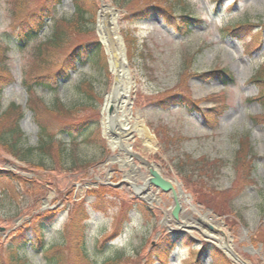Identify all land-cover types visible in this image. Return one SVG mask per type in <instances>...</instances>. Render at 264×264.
I'll list each match as a JSON object with an SVG mask.
<instances>
[{"label": "rangeland", "instance_id": "1", "mask_svg": "<svg viewBox=\"0 0 264 264\" xmlns=\"http://www.w3.org/2000/svg\"><path fill=\"white\" fill-rule=\"evenodd\" d=\"M76 1L87 14L86 30L94 29V32L85 33L68 25L75 16L72 3ZM177 2L179 5L170 0H0L1 35L12 32L11 28L23 23L26 17L31 22L45 20L48 25L36 41L25 47H14L7 56L3 64L5 71L0 74L11 79L0 95V115L12 104L24 110L20 122L21 146L23 149L36 147L39 130L27 109L30 97L24 82H41L39 78L45 76L53 89H39L35 95L41 101L35 99L32 104L44 122L55 129L86 119L99 126L103 124L105 99L115 83L108 66L95 69L91 62L72 71L68 80L60 76L56 79L58 67L73 47L99 41L96 28L104 4H109L119 18L133 74L134 116L138 115L156 136L153 151L146 150L137 134L126 143L133 154L148 160L167 181L178 182L191 197L196 212L182 202L185 211L181 219L188 226L189 235L214 249L218 241L227 239L245 263L264 264V104L254 100L264 91V83L252 81L255 76L264 78V0H226L219 9L213 5L214 0ZM154 3L172 15H186L187 20L177 19L183 29L169 24L159 13L146 18L136 15ZM34 12L32 19L30 15ZM244 24L249 27L230 37V26ZM55 27L68 32V41L52 53L56 61L51 66L37 61L35 47L45 43ZM98 60L108 65L104 49ZM213 70L226 72L233 82L224 85L218 75L210 73ZM91 86L97 94L93 109L91 105L86 108L85 103L84 90ZM168 90L172 91L169 94L172 97L180 94L177 105L170 106L167 96L166 100H151ZM211 95L218 98L202 100ZM66 107L70 113L64 112ZM11 122L10 115L1 117L0 130ZM130 123L135 124V119ZM244 141L250 148L247 162L251 160L253 172H249L248 178L254 185L246 183L247 179L241 178L242 168L238 171L234 166ZM108 151V157L119 153L110 148ZM79 154L86 160L92 157V151L86 152V145H82ZM188 158L200 160L205 171H192L186 164ZM105 160L89 170L72 173L31 171L0 145V264H43L31 250L26 251L27 256H20L18 263L10 258L12 252L18 254L20 246L19 240L11 245L12 239L35 227L38 220L32 217L37 215L56 218L50 225L46 223L45 238L52 244L57 243L54 247L57 250L68 251L73 238L71 225L81 221L77 211L82 205L86 209V199L93 192L102 194L94 206L103 204V208L102 214L90 212L88 244L103 240L119 221L128 224L124 236L96 256L97 260L103 262L117 256L118 264H143L153 243L160 240L168 227H174L170 211L174 206L172 195L151 188L158 203L150 210L154 217L144 218L136 204L144 208L145 205L134 199L128 187L118 188L129 168L121 169L112 160L104 163ZM31 161L41 163L37 156H32ZM133 163L139 173L132 174L129 182L143 185L148 172L138 160L133 159ZM221 254L226 264H234L233 258L220 248H216L214 255L203 254L200 264H222ZM193 258L194 254L184 249L170 264L191 263ZM68 261L77 260L71 254Z\"/></svg>", "mask_w": 264, "mask_h": 264}, {"label": "trees", "instance_id": "2", "mask_svg": "<svg viewBox=\"0 0 264 264\" xmlns=\"http://www.w3.org/2000/svg\"><path fill=\"white\" fill-rule=\"evenodd\" d=\"M174 2V4H178V0H170ZM220 0H214V2ZM76 14L74 18L69 20V26L77 28V30L85 31L88 33L89 31L94 32V29L87 31V14L82 9L81 4L76 1L74 3ZM162 5L158 3L148 4L145 8L141 9L136 13L137 16L142 18H146L153 13H159L166 22L169 24H175L179 29H183V25L178 23L180 19L187 20V16L181 14L179 16L172 15L170 11L161 7ZM44 7L41 8L39 11H43ZM36 12L32 13L30 17L33 19ZM31 19V20H32ZM177 19L179 21H177ZM186 22V21H185ZM41 23V24H40ZM42 19H37L36 21L26 20L19 24L14 25L12 32L7 34H0V65L2 67L1 71H5L3 69V64L5 65V61L7 60L8 52L10 49L15 47H25L28 46L33 41H36L39 37L40 32L42 31L43 27ZM237 26L231 27V29L236 28ZM68 30V27L66 28ZM68 41V32L66 30H62L58 27H55L51 37L46 40L45 43H41L35 47V54L36 59L38 62L42 63H51V66L55 65V61L53 59V52L57 51V48H61L65 45V42ZM103 53L102 46L96 41H90L86 43L78 44L77 46L73 47L70 53L65 58V61L58 67L57 71L58 76L68 78L71 71L77 69L79 65H87L89 63H93L95 69H99L100 67L107 68L105 61L101 63L98 60V57ZM2 62V63H1ZM212 74L218 75L217 77L223 79L225 76L231 79V75L227 74L221 70H214ZM11 78H7V76L0 74V94L2 93L3 89L6 87V83ZM39 80H46L45 76L43 78H39ZM254 82L257 83H264V78L259 75L253 78ZM47 82H37L35 85H31V87L41 86L45 88H50ZM31 87L29 88V92L31 93ZM91 87H87L85 91L86 94V108H94L96 106V99L97 94L94 92V89ZM32 95V94H31ZM216 96H212L211 100L214 99ZM35 99L41 101L39 97H30L29 104L27 106L28 110L31 111L34 122L38 127V143L37 146L30 149H23L21 146L23 133L20 130V121L23 118V111L20 107L12 105L7 111L3 112L0 115V118L3 116L10 115V118L13 119V122L3 130H0V145L8 151L12 156L16 157L20 161L24 162L31 171L34 169H40L45 171L54 172L57 170H62L65 172H77L79 170H89L90 168L96 166L98 163L104 161V159L108 156V149L105 144V141L102 139L100 134V126L98 123L91 119H86L85 121L78 122L75 124H62L57 126V128H52L50 124L44 122L41 114L36 111L32 104L34 103ZM256 101L264 104V91H262L261 95L256 99ZM74 107V106H73ZM64 110V109H63ZM97 110V109H96ZM64 112L70 113V108H65ZM258 120V118H256ZM247 140V139H246ZM248 141V140H247ZM164 144H168V142H164ZM82 145H86V152L92 151V157L89 158L90 160L80 158V151L82 149ZM249 145L247 146V142L244 141V146L240 145V150L238 152V157L235 162V168L238 171L242 168V179H247L246 183L249 185H254L253 180L248 178L249 172H253V165L251 160L247 162V156L249 153ZM32 156H37L40 158L41 163H35L31 161ZM94 156V157H93ZM202 162L200 160H192L188 158L186 162L187 165H190L192 171H197L202 173L203 169L205 171V166H202ZM205 163V162H204ZM250 172V173H251ZM245 173V174H244ZM245 182V180H244ZM102 194L100 192H93L89 198L86 199V209L84 205L81 206V210L79 213V218H82L81 221L77 220V222H73L72 233L73 238L71 242V247L68 251L65 250H57L51 246L45 248L44 243L41 241L40 243V251L42 256L40 257L43 264H118L117 263V256L110 258L106 261L100 262L97 260L96 256H98L102 251L109 249V242L114 240V238L118 236H122L128 224H123L118 226L117 230L105 237L107 239H103L102 241H98L95 243V246L90 247L88 244V237H87V225L84 227L81 223L87 218L90 209L101 210L103 208V204L98 207L94 206L96 203V199H101ZM137 208L143 211V217L147 218L148 220L154 217L153 213L145 206V208L141 207V205L136 204ZM39 217V215H38ZM36 216V220H40ZM44 224V223H43ZM44 228V225L40 226ZM81 227V228H80ZM43 232V230L41 229ZM23 233H19L18 236L12 239L11 245H16V241L19 240L20 248L17 249L18 254L11 253L10 258L17 263L19 262L20 256H26L20 252V249H24L27 242L24 240ZM22 235V236H21ZM194 241L186 235H173V234H166L164 233L158 243L151 248L149 251L146 261L143 264H166L167 256L169 251L178 245H187L191 247L192 252H195V257H200L203 251L201 249H194L192 248L194 245ZM207 250V247H204ZM22 251V250H21ZM215 252V251H214ZM71 254L76 258L77 261L75 263L69 262ZM221 259L223 260L225 257L221 254ZM26 264V263H22ZM222 264H226L223 260Z\"/></svg>", "mask_w": 264, "mask_h": 264}, {"label": "bare ground", "instance_id": "3", "mask_svg": "<svg viewBox=\"0 0 264 264\" xmlns=\"http://www.w3.org/2000/svg\"><path fill=\"white\" fill-rule=\"evenodd\" d=\"M100 29L103 32L102 36L104 38V43L106 44L109 51L108 53L110 54L111 66L115 79V85L112 92L106 99L103 111L104 128L108 130L109 128L112 129L111 127L114 126L117 136L113 138L112 146L114 148L120 147L129 156L132 154V151L130 145H128L126 141H130L135 134H137V136L141 139L146 150L153 151L155 138L148 131L139 116L137 115L135 117L133 113V74L129 66L124 39L119 31L118 18L115 16V12L109 4H104V8L101 12ZM169 93H171L170 90L161 92L158 95L151 97V100L156 101ZM209 99L210 97L208 96L202 100ZM110 110H113L111 116L109 114ZM131 119H135L136 123L131 124ZM159 174L162 176L161 173ZM135 189H137L136 186ZM176 195L181 202L186 203L194 210L190 198L182 192H176ZM219 246L224 248L225 251L232 257L240 258L231 243L219 241Z\"/></svg>", "mask_w": 264, "mask_h": 264}, {"label": "water", "instance_id": "4", "mask_svg": "<svg viewBox=\"0 0 264 264\" xmlns=\"http://www.w3.org/2000/svg\"><path fill=\"white\" fill-rule=\"evenodd\" d=\"M98 34L100 36V41L102 43V45L104 46L105 50H106V54L108 55L109 57V66H110V70L111 72L113 73V70H112V66H111V61H110V54L108 53V48L106 46V44L104 43V38L102 36L103 32L101 31L99 25H98ZM115 85V83H114ZM113 90V89H112ZM112 111L113 110H110L109 111V114L110 116L112 115ZM111 131V134L116 137V133L114 131V126L112 127V129H110ZM145 163L146 161L143 160ZM148 164V163H147ZM149 165V164H148ZM149 173L151 175V178L148 180V183L146 185V190H143L144 192H146L148 190V187L149 186H154L155 188L157 189H160L162 190L164 193H169L171 192L172 193V196H173V200H174V208H173V211H172V216L173 218L176 220V221H179V215L180 213L182 212V208H181V204H180V201H179V198L177 197L176 195V192L174 190V186L170 183V182H167L166 180H164L157 171H155L151 165H149ZM211 229H213L211 227Z\"/></svg>", "mask_w": 264, "mask_h": 264}]
</instances>
